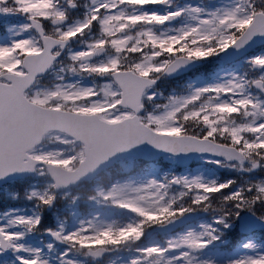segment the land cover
<instances>
[{
    "label": "snow or ice",
    "instance_id": "1",
    "mask_svg": "<svg viewBox=\"0 0 264 264\" xmlns=\"http://www.w3.org/2000/svg\"><path fill=\"white\" fill-rule=\"evenodd\" d=\"M0 264H264V0H0Z\"/></svg>",
    "mask_w": 264,
    "mask_h": 264
}]
</instances>
